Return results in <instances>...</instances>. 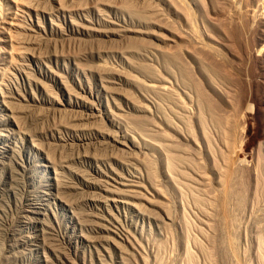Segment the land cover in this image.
<instances>
[{"label":"rangeland","instance_id":"rangeland-1","mask_svg":"<svg viewBox=\"0 0 264 264\" xmlns=\"http://www.w3.org/2000/svg\"><path fill=\"white\" fill-rule=\"evenodd\" d=\"M238 1L0 0V264H189L183 216L191 224L188 246L196 264H215L195 248L194 239L209 245L199 229L211 231L192 194L182 198L171 184L167 156L187 160L173 164L177 183L214 196L193 166L202 162L212 177V159L225 168L226 146L238 139L230 130L231 108L244 101L251 105L244 123L252 124L244 130L251 131V153L236 171L249 185L245 210H235L238 226L231 230L240 246L224 264H258L257 236L264 242V192L255 190L257 161L264 163V0ZM242 6L249 8L246 22L238 17ZM190 26L229 58L231 48H242L238 39L251 40L248 76L224 77L229 69L220 58L202 44L184 43L178 32L188 34ZM213 115L230 125L220 128Z\"/></svg>","mask_w":264,"mask_h":264},{"label":"bare ground","instance_id":"bare-ground-1","mask_svg":"<svg viewBox=\"0 0 264 264\" xmlns=\"http://www.w3.org/2000/svg\"><path fill=\"white\" fill-rule=\"evenodd\" d=\"M232 1V0H231ZM244 3V1L242 0L241 1V3ZM246 2V1H245ZM238 3L240 4V0L238 1ZM234 4V3H233ZM238 4V5H239ZM243 5V4H242ZM246 5V3L243 5V6H245ZM248 5V4H247ZM242 6V8H241V12H240V14H241V16L240 15H238V17H240L242 20H244L245 22H246V19H248V14L249 13H247L248 11V9H244V7ZM228 7V6H227ZM238 7V6H237ZM239 8V7H238ZM246 8V7H245ZM224 9V8H223ZM186 10V9H185ZM226 10H228V9H226ZM234 10V9H233ZM189 11H191V10H189ZM188 11V12H189ZM235 11V10H234ZM187 12V11H186ZM222 13V12H221ZM224 13V12H223ZM191 14V13H190ZM229 14H231V13H229ZM193 15V14H192ZM225 15V14H224ZM227 15V14H226ZM232 15V17H233V14H231ZM187 16V15H186ZM190 16V15H189ZM226 17V16H225ZM189 18H191V17H189ZM193 18V17H192ZM191 18V19H192ZM227 18H228V16H227ZM229 19V18H228ZM227 19V20H228ZM231 19V18H230ZM232 20V19H231ZM231 20H229L230 22H231ZM237 20V19H236ZM190 21V20H189ZM193 21V20H192ZM240 21V20H239ZM242 22V21H241ZM244 22V23H245ZM243 23V22H242ZM243 23V24H244ZM248 23V22H247ZM223 24H225L226 25V22L225 23H223ZM228 24H229V22H228ZM233 24V23H232ZM231 24V25H232ZM225 25H223V26H225ZM230 25V24H229ZM231 25H230V27H231ZM233 25H235V27H236V24H233ZM241 25V24H240ZM246 25V24H245ZM222 27V26H221ZM229 27V28H230ZM234 27V26H233ZM234 27V28H235ZM240 27H243V26H240ZM239 27V28H240ZM190 28H191V26H190ZM226 31H230L231 29H233V28H230V30H228V27H227V25H226ZM224 30V29H223ZM234 30H236V29H234ZM240 30V29H239ZM220 31V30H219ZM241 31V30H240ZM244 32H245V30H243ZM224 32V31H223ZM231 32V31H230ZM233 32V31H232ZM231 32V33H232ZM180 33V34H179ZM227 33V32H226ZM234 33H236V32H234ZM243 33V32H242ZM178 34H179V37L183 40V42L184 43H186L187 45L188 44H190L189 46H193V44H196L197 46L198 45H200V44H202L203 46H204V48H205V50H207V52L206 53H209V55L211 56L212 55V57L213 58H215V61H216V59H221V61H223L224 62V64L226 65V67L229 69V71H226V74L224 73L223 74V76L225 77V75H226V78L228 77H230L229 76V73L231 72H234V74L235 73H237V74H239L242 78L244 77H246V76H248V73H249V68L248 69H246V67H247V63H246V61L245 60H247V58H248V55H249V53H250V50L252 49L251 48V44L249 43V41H251V40H244L245 38L243 37V38H240V39H238V37H237V39L239 40V41H241L240 43H242V48H241V50L240 51H234V50H232V48H231V50H230V52H231V54L230 55H232L233 56V58H229V57H227V55L225 56V54H223L222 53V51L219 49V48H217L216 46H214V45H212V44H206L205 42L203 43L202 42V38H201V36L199 35V34H195L194 33V31H192V28H191V32H188V34H190V36L186 33V32H178ZM228 34H230V33H228ZM243 35H245V34H242V36ZM248 35V34H247ZM228 37H229V35H227ZM232 36V35H231ZM191 37V38H190ZM235 38V37H234ZM234 38H232V39H234ZM236 39V38H235ZM229 40H230V38H229ZM234 41V40H233ZM235 42V41H234ZM252 43H254V41L252 42ZM182 45V44H181ZM184 45V44H183ZM196 45H194V46H196ZM202 45L200 46V47H202ZM178 46H180V45H178ZM192 46H191V48H192ZM231 46H232V43H231ZM236 46H237V44H236ZM177 47V46H176ZM181 47V46H180ZM184 47V46H183ZM182 47V48H183ZM229 47V46H228ZM240 47H241V45H240ZM253 47V46H252ZM178 48V47H177ZM186 48H189V47H186ZM195 48V47H194ZM197 48V47H196ZM203 48V47H202ZM201 48V49H202ZM203 48V49H204ZM180 49V48H179ZM200 49V50H201ZM238 49V48H237ZM255 48L253 47V50H254ZM177 51H179V50H177ZM203 51V50H202ZM229 51V50H228ZM227 51V52H228ZM176 52V51H175ZM176 53H178V52H176ZM224 53H225V51H224ZM254 53V52H253ZM252 53V54H253ZM205 54V53H204ZM208 55V56H209ZM246 58V59H245ZM219 59V60H220ZM218 61V60H217ZM248 61V60H247ZM222 63V62H221ZM248 63H250V62H248ZM223 65V64H222ZM246 66V67H245ZM220 67V66H219ZM224 68V67H223ZM222 69V68H221ZM227 69V70H228ZM253 69V68H252ZM252 71V70H251ZM223 72V71H222ZM214 73V72H213ZM215 73H217L218 74V72H215ZM216 74V75H217ZM237 74H235V76L237 75ZM239 76V77H240ZM218 77V76H217ZM233 77V76H232ZM231 77V78H232ZM237 77V76H236ZM238 78V77H237ZM241 80V79H240ZM227 81V80H226ZM244 81H245V79H244ZM249 81V80H248ZM236 82H238V80L236 81ZM236 82H235V84H236ZM233 83V82H232ZM246 83V82H245ZM248 83V82H247ZM248 84H250V83H248ZM233 85V84H232ZM244 85H247V84H244ZM246 87V86H245ZM244 87V88H245ZM248 87V86H247ZM243 88H241L240 90H242ZM239 90V91H240ZM235 91V90H234ZM238 91V90H237ZM232 92V91H231ZM242 92V91H241ZM244 92V91H243ZM248 93V92H247ZM246 93V94H247ZM243 94V93H242ZM245 94V95H246ZM235 95V94H234ZM239 95V94H238ZM244 96V95H243ZM247 96V95H246ZM203 98V97H202ZM230 98V97H229ZM237 99V98H236ZM244 99H245V97H244ZM234 100V99H233ZM239 100L241 101V99L239 98ZM205 101V100H204ZM231 101V100H230ZM229 102V101H228ZM239 103V102H238ZM237 103V104H238ZM248 103H249V101H248ZM246 101H244V102H242V104H241V102H240V104H238V105H236V106H234V105H232V108H231V110H232V112H233V116H235V120H234V123L233 124H231L232 125V127H231V129H230V127H229V129L230 130H236V132H237V134H236V137H237V135H238V139H237V141H236V143L235 144H233V142H232V140H231V138H230V140H231V142H232V144H227V154L225 153L222 157H223V160H224V162H225V165L226 166H224L225 168L223 169L222 167H220V165H218L217 164V162L214 160V159H212L214 156L212 155V149L210 148V140H209V136L207 137H205V140H206V143L205 144H207V155H208V158L209 159H212V161H213V166H212V168H213V173H214V177H212L211 175H208L207 173H206V171H204V167H203V163L201 162V164H198V165H196L195 166V164H194V169L200 174H198L199 175V177H201V182H199V183H201V184H203V187L205 186V187H208V189H210L211 187L212 188H214L215 189V195L214 196H210L208 199L207 198H204V197H206V196H202V195H200V191H198L197 192V190H196V192H195V189H194V184H193V187H192V185L190 184L189 185V183L186 185V183L185 184H179V183H177L178 181H180V180H178L177 182L175 181V180H177V178L175 179L172 175H171V173H173L172 171H174L175 172V169L177 170V168H176V166H174V170H173V164H175L176 165V163H177V161H181V162H183V163H185L186 164V162L185 161H187V160H180V159H183V158H178V156H174V155H169L168 154V156H167V160H168V163H167V171H166V173L168 172V174H169V176H170V182H171V184L172 185H174V187H175V189H176V191H177V193H180V196H182V198H185V195L187 196V194L188 193H186V191L188 192H190L191 194H192V200H193V202H194V204L193 205H196L197 206V208H199L200 209V211L202 212V213H204L205 215H204V217L205 218H207V220H205V222L204 221H202L203 222V225L205 224V227H208V229L211 231V233H210V235H208V234H206V232H205V230L204 231H200V229H199V232H200V236H201V234H202V236H203V238H205L206 240L205 241H207V242H205V243H207V244H209V245H205L204 243H202L201 241H199L200 240V238H199V240H197V239H194L193 241L195 242V248L196 249H198L197 251H199V253H201V254H203L204 256H206V257H208L207 259L209 260L210 259V261L212 262V263H215V264H224V262H226V259H227V256H229V254H230V251L231 250H233L234 248H235V246H236V243H238V242H236V240H234L231 236L233 235L232 234V232H231V230H233V228L235 229L237 226H238V223H237V216H236V214H238V213H236V211L235 210H243L242 208L244 207V204H245V196L247 195H245V193L247 192V188H248V185H249V178H248V176L246 177V175H244V174H239L238 173V171H236L237 169H236V163L237 162H239V163H245L247 160H249V158H250V153L251 152H249V147L251 146L250 145V143H249V137H248V133L249 132H251V131H244V130H246V129H248L249 128V125H251L252 126V124L250 123L249 125H247L246 127H244V123L245 122H248L247 121V119L248 120H250L249 119V113H251V112H249L250 111V109L248 108V107H250L251 105L250 104H248ZM233 104V103H232ZM254 105V104H253ZM217 106V105H216ZM234 106V107H233ZM214 108V107H213ZM251 108V107H250ZM215 109V108H214ZM249 109V110H248ZM213 114H214V112H213ZM218 114V113H217ZM213 116H215V115H213ZM218 116H219V114H218ZM231 116H232V114H231ZM199 117H201V116H199ZM220 117V116H219ZM219 117L218 118H216V116L214 117V119L213 120H215L214 122H216V124L220 127V126H222V127H224V126H229L230 124H229V122H227V124L225 125L224 124V126H223V123H222V120L221 119H219ZM255 117V116H254ZM212 118V117H211ZM252 119V118H251ZM205 120V119H204ZM231 120V119H230ZM253 120V119H252ZM226 122V121H225ZM224 122V123H225ZM230 123H231V121H230ZM247 124V123H246ZM258 124V123H257ZM200 125V124H199ZM203 125V124H202ZM193 126V125H192ZM226 126V127H227ZM205 127V126H204ZM218 127V128H219ZM244 127V128H243ZM188 128V127H187ZM221 128V127H220ZM252 128V127H251ZM223 129V128H222ZM262 129V128H261ZM205 130V129H204ZM225 130V128L223 129V131ZM249 130V129H248ZM221 131V130H220ZM190 132H191V130H190ZM196 132V131H195ZM235 132V131H234ZM193 133V132H192ZM222 133V132H221ZM228 133V132H227ZM224 134V133H223ZM250 134V133H249ZM254 134V133H253ZM205 135V134H204ZM225 135V134H224ZM191 136V138H192V140L196 143V145H198L199 143H197V141L194 139V136L191 134L190 135ZM230 136V135H229ZM232 136V135H231ZM198 138V137H197ZM203 138V137H202ZM233 138V137H232ZM227 139V138H226ZM234 139H235V136H234ZM200 141V140H199ZM201 143V142H200ZM252 143V142H251ZM225 143H223V145H224ZM253 144V143H252ZM261 144V143H260ZM201 145V144H200ZM199 147V146H198ZM173 148V147H172ZM257 148V147H256ZM258 149V148H257ZM195 150V149H194ZM197 150H198V148H197ZM215 151V150H214ZM222 151V150H221ZM252 151V150H251ZM199 152V151H198ZM197 151H196V153H198ZM176 153V152H175ZM261 153V152H260ZM177 155V154H176ZM198 155V154H197ZM206 155V154H205ZM206 155V156H207ZM221 155H222V153H221ZM193 157V156H192ZM197 157H199V156H197ZM178 158V159H177ZM220 161V160H219ZM173 162H175V163H173ZM181 162L179 163V164H181ZM188 162H189V160H188ZM177 163V164H178ZM182 163V164H183ZM190 163H192V162H190ZM247 163V162H246ZM193 164V163H192ZM220 164V163H219ZM241 164V165H242ZM152 165H154V163L152 164ZM188 165V164H187ZM191 165V164H190ZM247 165V164H246ZM156 166V165H155ZM155 166H153V175H155L156 173V168H155ZM181 166V165H180ZM205 166V165H204ZM223 166V165H222ZM238 166V165H237ZM245 167V166H244ZM249 167V166H248ZM165 168V167H164ZM254 168V167H253ZM182 169V168H181ZM248 169V168H247ZM257 174H256V187H257V189H255V188H253V189H255V190H258L259 188H262L263 190L261 191V192H264V188L263 187H261V186H263L264 185V163L261 161V160H259V161H257ZM150 170V169H149ZM207 170V169H206ZM241 171V170H240ZM245 171V170H244ZM248 171V170H247ZM246 171V172H247ZM195 172V171H194ZM182 173H185V172H182ZM251 173V172H250ZM250 173H249V176H250ZM255 173V172H254ZM248 174V173H247ZM253 174V173H252ZM179 175V174H178ZM213 175V174H212ZM166 176V175H165ZM152 177V176H151ZM154 177V176H153ZM187 177V176H186ZM251 177V176H250ZM169 178V177H168ZM175 179V180H174ZM195 179V178H194ZM217 180L218 181V183L216 184V185H214V180ZM251 179V178H250ZM188 180V179H187ZM185 181V180H184ZM183 181V182H184ZM196 181V180H195ZM194 182V181H193ZM182 183V182H181ZM195 183V182H194ZM216 183V182H215ZM170 185V184H169ZM196 185V184H195ZM199 185V184H198ZM251 186H253V185H251ZM197 187V186H196ZM202 187V186H201ZM211 188V189H212ZM199 189V188H198ZM203 189V191H204V188H202ZM194 190V191H193ZM201 190V189H200ZM252 190V189H251ZM260 190V189H259ZM162 191V190H161ZM175 191V190H174ZM209 191V190H208ZM207 192V191H206ZM213 192V193H214ZM249 192V191H248ZM257 192V191H256ZM255 192V193H256ZM168 193V192H167ZM204 193V192H203ZM203 193H201V194H203ZM212 193V192H211ZM260 193V192H259ZM161 194V193H160ZM166 194V193H165ZM208 194V193H207ZM258 194V193H257ZM262 194V193H261ZM164 195V194H163ZM203 195H205V194H203ZM249 195V194H248ZM259 195V194H258ZM260 196V195H259ZM251 197V196H250ZM255 197H257V195H255ZM168 198H170V197H168ZM261 198V197H260ZM166 199H167V197H166ZM234 199V200H233ZM254 199V198H253ZM257 199V198H256ZM179 200V199H178ZM191 200V201H192ZM180 201V200H179ZM230 201H233V204H235L234 206L235 207H232V206H230ZM255 201V200H254ZM260 202V201H259ZM258 202V203H259ZM169 203H171V202H169ZM254 203H257V201L256 202H254ZM174 204V203H173ZM232 204V205H233ZM175 205V204H174ZM183 205V204H182ZM258 205V204H257ZM255 206V205H254ZM175 207V206H174ZM173 207V208H174ZM165 208V207H164ZM163 208V209H164ZM167 208V207H166ZM169 208V207H168ZM172 208V207H171ZM162 209V210H163ZM234 209V210H233ZM257 209V208H256ZM245 210V209H244ZM243 210V211H244ZM254 210V209H253ZM258 211V210H257ZM256 211V212H257ZM164 212H165V215H166V219H168L169 221H170V223H175V218L173 217L174 215H173V213H171L172 211H170V209H168V210H166V209H164ZM234 212L236 213V214H234ZM180 213H182V212H180ZM201 213V214H202ZM189 216V215H188ZM187 216V217H188ZM237 219H236V218ZM240 217V216H239ZM214 219V224H212V221H211V223L209 222L208 223V220L209 219ZM260 220V219H259ZM159 221V220H158ZM201 221V220H200ZM207 221V222H206ZM241 221V220H240ZM157 222V221H156ZM160 222V221H159ZM178 223V222H177ZM168 224V223H167ZM181 224L183 225V230L182 231H184V237L182 238V242H183V244H184V246H185V248H186V253H187V258L188 259H186L188 262H189V264H196V262H197V260H195L196 259V257L194 258V255L192 254V249H190L189 248V242L190 241H192L191 239L192 238H190V231H192V230H190L188 227H190L191 228V224L188 222V220H187V218L185 217V216H183L182 217V221H181ZM190 224V225H189ZM262 224V223H261ZM254 225V224H253ZM178 226V225H177ZM255 226V225H254ZM260 226V225H259ZM261 227V226H260ZM260 227H258V228H260ZM264 227V226H263ZM168 228V227H167ZM196 228H197V226H196ZM204 228V227H203ZM232 228V229H231ZM206 229V228H205ZM239 229H241V228H239ZM239 229H238V231H239ZM255 229H257V227L255 228ZM169 229H167V231H168ZM190 230V231H189ZM197 230V229H196ZM237 229H235V230H233V231H236ZM259 230V229H258ZM261 230V229H260ZM170 231L171 230H169V233H170ZM209 231V232H210ZM188 232H189V234H188ZM208 232V233H209ZM262 232V231H261ZM236 233V232H235ZM238 234H240L239 232H237ZM236 233V234H237ZM171 234V233H170ZM232 234V235H231ZM260 234V233H259ZM235 235V234H234ZM173 237V236H172ZM237 236H235V238H236ZM195 238V237H194ZM176 239V238H175ZM179 239V238H178ZM257 243H258V248L256 249V250H258L257 251V256H255V257H257V263L258 264H264V242H263V240H262V238H260L259 236H257ZM181 243V242H180ZM165 244V243H164ZM163 244V245H164ZM178 244H179V241H178ZM194 245V244H193ZM238 245H239V243H238ZM165 246H166V244H165ZM183 246V247H184ZM192 246V245H191ZM240 246V245H239ZM180 247V246H179ZM194 247V246H193ZM236 247H238V246H236ZM162 248V247H161ZM192 250V251H191ZM164 251V250H163ZM246 252V251H245ZM232 253V252H231ZM175 254V253H174ZM195 254V253H194ZM234 255L236 254V253H233ZM246 254V253H245ZM203 256V257H204ZM186 257V256H185ZM205 257V258H206ZM198 258V257H197ZM218 258V259H217ZM229 258V257H228ZM232 258V257H231ZM234 258V257H233ZM228 260V259H227ZM230 260V259H229ZM233 260V259H232ZM186 261V262H187ZM231 261V260H230ZM162 262V261H161ZM210 262V263H211ZM233 262V261H232ZM230 263V262H229ZM162 264V263H161ZM228 264V263H227ZM231 264V263H230Z\"/></svg>","mask_w":264,"mask_h":264}]
</instances>
